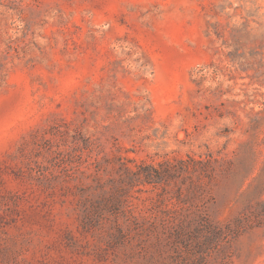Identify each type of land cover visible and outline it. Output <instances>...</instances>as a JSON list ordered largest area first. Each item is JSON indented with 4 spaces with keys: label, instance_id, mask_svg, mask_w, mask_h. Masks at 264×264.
<instances>
[{
    "label": "rangeland",
    "instance_id": "obj_1",
    "mask_svg": "<svg viewBox=\"0 0 264 264\" xmlns=\"http://www.w3.org/2000/svg\"><path fill=\"white\" fill-rule=\"evenodd\" d=\"M0 264H264V0H0Z\"/></svg>",
    "mask_w": 264,
    "mask_h": 264
}]
</instances>
